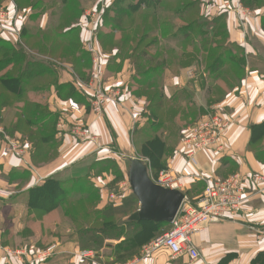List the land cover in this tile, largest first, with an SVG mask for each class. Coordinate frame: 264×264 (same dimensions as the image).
Wrapping results in <instances>:
<instances>
[{
	"label": "crops",
	"instance_id": "crops-1",
	"mask_svg": "<svg viewBox=\"0 0 264 264\" xmlns=\"http://www.w3.org/2000/svg\"><path fill=\"white\" fill-rule=\"evenodd\" d=\"M202 2L205 5L201 15L210 21L222 18L227 45L241 49L245 57L243 78L224 94L218 92L222 77H211L203 65L191 68L180 65L183 55L192 51L178 53L175 47L178 36H163V24L172 20L164 21L162 13L176 21L178 15L157 1L148 2L149 7L145 4L137 7L138 2L132 0H96L84 8L89 12L80 16L77 31L67 34L71 37L77 33L79 51L73 62L54 61L51 46L42 51L46 56L44 64L50 71L44 75L46 85L41 90L27 86L20 106L33 103L47 107L48 114L57 119L54 137L59 145L55 157L35 165L33 154L37 147L28 138L18 131L0 132V174L8 176L13 170L27 173L25 179L13 184L0 180V186L14 194L0 199V264H106L103 256L91 259L78 256L81 248L66 237L71 229L66 231L64 221L46 225L47 218L43 226L34 225L32 235H24L28 191L57 176L66 180L72 176L71 171L95 162L121 164L137 158L132 139L156 121L149 99L157 94L165 103H186L187 109L183 111L186 114L217 107L231 120L219 147L202 151L193 160L187 157L191 148L186 143L188 124H184L173 155L166 160V171L177 179L173 188L195 201L202 196L207 183L239 175L244 182L245 202L236 215L207 226L193 237L200 253L196 262L164 251L146 256L144 249L155 238L143 246L141 256L124 263L108 258L113 261L109 264H264V164L249 150L251 127L264 123V6L252 9L241 0ZM3 5L8 7V16L0 22V40L13 46L24 44L22 29L30 24L32 8L18 11L14 0ZM51 20L53 17L48 15L40 17L43 29ZM135 28L140 32L136 45L131 40L136 38ZM87 45L95 50L91 56L98 55L101 59L99 81L92 79L93 65ZM26 53L32 50L26 48ZM195 68L203 74V82L188 77L189 70ZM98 90L106 96L101 112L94 105ZM80 129L88 137L82 139L77 133ZM9 143L15 152L9 153ZM148 168L151 177L153 170L150 165ZM155 176L157 181L159 174ZM127 197L129 194L123 199ZM123 199L114 208L121 207ZM104 200L105 205H110L108 197ZM136 205L132 213L140 209L137 199L132 208ZM9 207L11 215L7 218L4 212Z\"/></svg>",
	"mask_w": 264,
	"mask_h": 264
},
{
	"label": "rangeland",
	"instance_id": "rangeland-1",
	"mask_svg": "<svg viewBox=\"0 0 264 264\" xmlns=\"http://www.w3.org/2000/svg\"><path fill=\"white\" fill-rule=\"evenodd\" d=\"M8 0H0V10H3L6 12V14L8 15V7L4 6L3 4L6 3ZM28 2V5L32 4L31 7L32 8V18L30 19V24L22 29V33H24V31L26 30L27 34L26 36H29V39L27 40V43L24 41V44H18L14 47L16 48H20L23 47L24 51H26V44L29 48L32 49V53H28L26 54L27 57H29V60L33 63V65L35 66H44L46 67V65L44 64L43 60H46V56L42 55V51L45 50L46 44L48 45H52L53 47H55L54 51H53V55L52 58L54 61L56 62H67V63H71L74 61L75 59V55H77L78 51H79V47L77 48V33L75 34V36L72 37H65V39L61 38L59 36V34L62 33H67L69 32V28L70 27H77L78 28V24H79V19L80 16H85L87 13L85 12V7L87 8L88 6L94 4V2L96 0H25ZM39 1V4L36 5V3ZM134 2H137L138 0H132ZM165 1V0H164ZM198 1V6L197 8L194 10L193 13H188L186 16L184 15L182 17V19H177V21L173 18L168 17L169 15L165 12V14L162 13L163 19L166 17V19L164 21H169L170 19L172 20V22L169 24L165 25L164 28V32H163V36H167V35H174L176 34V36H178V40H176L175 42V47L177 48L178 53L180 52H185V51H193V49H195V55L196 60L197 59H201L202 60V65L206 66V65H211L213 63L212 59H215L216 57H218V55L220 53L224 54V58L227 59L228 57H230V55H235V59L237 60V62L239 63L240 59H242V54L238 49H231L229 48L227 50V38L225 36L224 37H220L219 39H217L218 34L224 36L225 34V22L223 19H220V21H218L217 23H213L212 21H210L208 18L204 17L201 15L202 13V9H203V2L202 0H172V3L170 4V9H181L183 6L188 5L189 3L192 2H196ZM243 2V0H241ZM248 2V4H251V0H245ZM23 2V3H22ZM211 0H206V4L210 3ZM20 4L21 7L23 8V10L25 9V5L24 4V0H20ZM259 4H263L264 0H258ZM168 4V3H167ZM245 4V2H244ZM205 5V4H204ZM27 8V7H26ZM29 8V9H31ZM28 9V8H27ZM18 10V9H17ZM22 10V11H23ZM91 11V10H90ZM50 16L53 17V20H51L50 24H44L45 29H43V24H40V17L41 16ZM90 17H94V15L92 13L89 14ZM7 18V16H6ZM175 20V21H174ZM1 22V21H0ZM65 22V23H64ZM194 27L192 28L193 30V39H194V45L192 46L189 41L188 44L185 45L186 43L183 42L182 39V35H184V31L180 32V29H182L183 25H185L186 23L188 24H192L194 23ZM168 23V22H167ZM216 31V35L215 36H211V33H213V31ZM77 31V29H76ZM46 32V33H44ZM48 32V34H47ZM136 33V38L135 39H131L132 42L134 43V45L138 44V40L139 38V30H136V28L134 29V31ZM208 32V36H204L202 38H200V36L203 35V33L207 34ZM74 37L76 40H74ZM216 37V38H215ZM72 38V40L74 41V46L76 48H71V47H66V43L65 41H70V39ZM180 39V40H179ZM3 43H5L6 45H12L9 42L3 41ZM133 45V44H132ZM214 45H218L220 46V50L215 51L214 49ZM13 46V45H12ZM72 46V47H74ZM49 47V46H48ZM92 45H87V53L91 56L92 53L90 51V49L92 48ZM9 48V47H7ZM11 48V46H10ZM71 48V50H69ZM15 50V49H14ZM20 51V50H19ZM17 50H15L13 56H15L16 54L20 55L21 52H19ZM20 53V54H19ZM230 53V55H229ZM17 55V56H18ZM66 55H68V57H66ZM12 56V57H13ZM94 56H91V63L93 65V69L91 74L93 73L94 70ZM224 59V60H225ZM3 60V61H2ZM2 62L4 63V54H0V63L2 65ZM234 64L233 62H225V73L223 75L222 78V83L220 84V89H218V92L220 94H224L225 92H227L228 90H232L236 85H238L239 81L241 80V78H243L244 73L240 72L236 67L234 68ZM37 67V68H38ZM37 68H34L33 71L37 70ZM205 68V67H204ZM206 69V68H205ZM190 70H197L195 69H190ZM36 73V72H34ZM197 73H200L197 70ZM212 77V76H211ZM215 77V76H213ZM45 76H41L39 79L35 80L34 85L35 88L41 89V86H45L46 82H45ZM41 85V86H38ZM219 87V86H218ZM106 99V96H105ZM150 107L152 109V115L156 116V120L159 119V117H162L165 121V129H163V136L164 137H169L172 138L174 135H178L179 132L182 130L184 124H188L187 127H185V131H187L189 129L190 126L194 125L195 122L198 120V118L201 115H204L206 113H209L210 111L214 112V108H212V110L210 111H200L199 113L196 111L193 112H189L188 114H186V112L184 113L183 111L184 108H186V103H184L183 101H181L180 103L178 101H174L172 103H165L163 101V99L156 97V96H152L150 99ZM162 103L164 105H166V108L172 109L170 113L167 112H162L161 110L155 109L156 104ZM105 103V102H104ZM40 105L41 109L39 110L38 116H44L47 115L48 110L47 107ZM46 108V109H45ZM46 111H45V110ZM219 109V108H218ZM4 110L3 109L0 112V132L2 133L4 131V133H14L15 131V124L17 122V119L15 120V117L13 120H10L8 123L3 124L1 121V118L3 115H6L7 112L5 114H3ZM168 110V109H167ZM157 111V113H156ZM205 112V113H204ZM156 113V115L154 114ZM183 115H180V114ZM176 117V118H175ZM56 119L53 117L48 121V124H46V131L44 132L43 130L38 128V132H36L34 134L33 138H30L28 136H30V132H31V128H29L26 124V120L22 121V124L20 126V131L24 134L23 137L25 139H29V142L34 145L36 144L38 147H40V150L38 151V153L42 156H44V159H49V158H53L55 157L56 151L58 149V145L59 142L55 139V137L53 138V144H48V145H44L43 142H41V136H50V134H52V127L54 126V130H55V125H56ZM51 124V126H50ZM55 124V125H54ZM153 123H151L150 125H148L147 129H145V131H143V133L147 134L151 129L150 127L152 126ZM9 128L7 130L6 128ZM53 125V126H52ZM45 129V128H44ZM165 131V132H164ZM54 133V131H53ZM178 141V137L177 140L175 142H173L171 139L169 141V143L173 146L170 147L171 149H173ZM43 147V148H42ZM8 150V148H7ZM134 154L137 155L138 152L134 151ZM137 158L141 159L145 165H149L148 162V158L146 157H138ZM121 164H119L117 161H102V162H98V163H93L91 165H86V168H79V169H75L73 170V172L71 171V175L68 179L64 180L61 176H57L55 178H53L54 180L60 181V182H65L67 183L68 186H71L72 188H74L75 185H77L80 181L81 184L85 185L86 190L82 192V194L80 195H87L88 200L86 202L82 201H76V204L72 203V206H76L75 210H71V213H73L74 211L78 213V217L77 218H73L72 217V221L74 219H76V221H81L80 219L83 217L85 220L83 226L85 227H94L96 230H98L99 232L94 233L95 238L92 236H79L77 233V229L80 228V224L75 223L74 221L72 222L71 220H69L68 218L61 216L60 220L58 219L57 215H51L48 218V221L46 223L47 224H51L55 221H64L65 225H66V231L68 230V228L71 229L70 233H66V237L68 239H73L75 240L80 248L81 251L84 250H93L96 257L99 256H103L105 259V263L109 264L113 261L110 262L109 259L114 258L116 262L119 263H124L127 258L131 257V254L127 253H123V251H125V248H117L115 249V247L113 246H118L121 245V243H125L127 237L129 235H132V231L133 229L130 226H125L126 222L129 221V215L133 212V210H135V208H131L130 210H122L119 211L117 213L116 216H112L108 217V218H104L103 213H108V208L109 205H105V200L104 197L109 199V196L111 194H115V195H121L122 193V187H124L125 184H129V177H128V173H129V169H130V165H131V160L130 159H126L124 163L120 162ZM122 165L124 167H122ZM80 171V172H79ZM78 174H77V173ZM154 175H151V177L153 178V180H155L154 178L156 177V173L153 171ZM155 176V177H154ZM0 180L7 182V176L0 174ZM156 182V181H155ZM0 189H2L3 191L8 192L9 194H12V196L14 195L12 193V191L10 190H6L3 187L0 186ZM133 193L130 191L129 195H132ZM80 197V196H79ZM78 197V199H79ZM86 198V197H85ZM7 199V198H5ZM110 201V200H109ZM81 202V203H80ZM79 203V204H78ZM110 203V202H109ZM1 208V207H0ZM11 212V208H7V210H5V214L8 216H10ZM62 212V210H61ZM88 213V214H87ZM88 216V217H87ZM91 222L90 224H87ZM38 224V223H37ZM107 230V232L102 233L100 230ZM169 227H165L163 228L159 233L158 236L164 235L167 231H168ZM128 230V232H127ZM126 232V233H125ZM122 233L128 235L125 238H122ZM97 237V238H96ZM94 239H97V244H94L92 241ZM122 239V240H121ZM114 243H117L116 245H114ZM79 256V255H78Z\"/></svg>",
	"mask_w": 264,
	"mask_h": 264
},
{
	"label": "trees",
	"instance_id": "trees-1",
	"mask_svg": "<svg viewBox=\"0 0 264 264\" xmlns=\"http://www.w3.org/2000/svg\"><path fill=\"white\" fill-rule=\"evenodd\" d=\"M14 1L17 5L18 11H22L23 8L21 7L20 4H22L23 2L20 3V0H14ZM39 1L36 3V5L39 4ZM153 1L162 3L163 5H165V8L170 7L169 4L172 3V0H165V1L164 0H138L137 1L138 4L136 6L139 7L140 5L145 4L146 7H149L150 4L148 2H153ZM197 2L198 1L189 3L188 5L183 6L179 10L178 9H171V10L177 13L178 19H182L184 15L186 16L188 13L194 12V10L198 6ZM24 4H27L25 5V9L29 7H33L31 6L32 4L28 5V2L25 0H24ZM243 4L252 9L256 7L264 6V3L259 4L258 0H251V4L250 3L248 4L247 1L243 0ZM220 19L222 18L215 19L212 22L217 23L218 21H220ZM195 23L196 22L192 23L191 25L186 23L185 25H183L182 29H180V32H183V31L185 32L184 35H182L183 42L188 44V41H189V43L192 46L194 45V39H193L194 33H193L192 28L194 27ZM166 24L167 23H164L162 26L163 31H164ZM262 29L264 31V17L262 19ZM216 31L217 30L211 33L212 37L217 34ZM69 32H72V33L76 32V28L70 27ZM69 32L59 34V36L65 39V37L67 36ZM23 34L25 36L27 35L26 30L24 31ZM24 35L22 37L23 40H24ZM208 35H209L208 32L207 34L203 33V35L200 36V38L204 36L206 37ZM72 36H75V35H72ZM216 36H217V39H219L220 37L225 38V36L227 38L226 29H225L224 36L220 34ZM27 40L28 39L25 37L26 43H27ZM74 40H76L75 37H74ZM65 42H67L65 45L66 47H71L72 49L76 48L74 46V41L72 40V38L70 39V41H65ZM10 46L6 45L5 43L2 42V40H0V54L2 55L4 54V63L2 62V65L0 63V69H1L0 71V112L3 109H6L7 111V114L2 116L1 121L3 124H6L10 120H13L15 117V120L17 119V122L15 124L14 131L15 132L18 131L21 134H23L20 131V126L22 124V121L26 120L27 126L31 128L30 136H28L30 139L34 137V134L36 132H38V128L45 132L46 124H48V121L54 116L47 113V115L36 117L38 116L39 110L41 109L42 106L40 107V105L33 104V103H26L23 106H20V102L25 94V91H24L25 88L27 86H33V88L36 89L34 85L35 83L34 81L39 79L41 76L48 74V72L50 71L47 66L44 67V66L39 65L38 67V66L33 65V63L29 60V57H27L26 55L28 53L24 51L23 47L16 48L12 45ZM25 46L26 48H29L27 44ZM48 46L53 47L52 45L46 44L45 49L48 48ZM53 48L55 49V47ZM71 48L69 50H71ZM77 48H78V43H77ZM229 48L235 49L227 45V50ZM14 49L17 51L20 50L19 52H21V54L19 53L20 55L16 54L15 56H13L15 52ZM29 49L32 50L31 48ZM214 49L215 51H217V50H220L221 48L218 45H214ZM236 49H238L242 54V59H240L239 63L235 59V55L233 54L230 55L229 53L230 57L225 59L224 54L220 53L218 57H216L215 59H212L213 63L211 65H206V66L204 65L206 70L211 73V76L216 75V77L223 78V75L227 67V66L225 67V62L227 61L235 63L234 68L236 67L240 72L244 73L243 68H244L245 57L241 49L239 48H236ZM66 57H68V55H66ZM196 57L197 56L195 55V49H193L192 53L183 55V57L180 59V65L183 68H188V67L191 68L192 66L202 65V60L201 59L196 60ZM34 68H37V70L33 71ZM198 74L199 76H197L194 80L203 82L205 80L203 79L204 78L203 74H201V72ZM38 86H41V85H38ZM38 90H41V89H38ZM38 90H35V91H38ZM156 97H159V95L157 94ZM165 106L166 105L160 102L159 104H156L155 109H157V111L161 110L162 112H167V113L172 112L171 111L172 109L169 110V108H166ZM156 113L154 114L156 115ZM164 121L165 120L161 117L160 119L156 120L152 124V126L150 127L151 130L147 134L145 133L136 134L133 136V139H132L133 145L136 151L138 152L137 156L148 158L149 165L156 174H159L161 171L166 170V160L167 158L173 155V149L170 148L173 146L169 143V141L171 139L173 142H175L178 137V135H174L172 138H169V137L166 138L163 136L162 132H163V129H165ZM56 124H57V121H56ZM6 128L7 130L9 129L7 125H6ZM55 128H56V125H55ZM53 131L55 133L54 126L52 127V134H50V136L49 135L41 136V142H43L44 144L52 145L53 138H54ZM250 131H251V139L249 143V150L254 154V156L259 162L264 164V123L260 125H253ZM33 146L37 147L35 153L33 154V162L35 165H39L43 162H46L52 159V158L44 159V156L38 153L40 147H38L36 144H34ZM26 176H27V173L16 172L13 170L7 176V180H8L7 182L9 184H13L15 181H20V180L25 179ZM85 190H86L85 185L81 184L80 181L77 185L74 186V188H72L71 186H68L67 183L60 182L54 179H49L42 186L35 187L29 190L28 197H27L28 212L25 218L26 228L24 231V235L26 236L32 235L34 233V230H33L34 225H36L37 223H41V226H43V224L45 223V220L54 213L57 215L59 220L61 216H64L68 218L69 220H71L72 217L77 218L78 213L75 212L76 206L75 205L72 206V203L76 204L77 200L82 201V203L86 202L88 200L87 195H80ZM122 201H123V204L119 208H114V205L116 203H109L110 205H109V208L107 209L108 213H103L104 218L105 219L108 217L112 218V216H116L119 211L130 210L132 208L133 203L136 201V197L132 194V195H129V197H127L126 199H123ZM71 210H75V211L71 213ZM59 211H60V214H58ZM132 214L134 213H131L129 215V218ZM80 220L81 221H78V222L76 221V219L73 220L75 223L80 224V228L77 229L78 235L85 236V237L90 235L92 236V239L93 237L95 238L94 233L99 232V231L91 226L90 227L83 226L86 220L83 217ZM58 223L59 221L58 222L55 221L51 224L55 225ZM90 223L91 222L87 224H90ZM127 225L133 229L132 235L128 236L122 233V238H125L126 236H128L125 243H121V245L115 246V249L125 248V251H123V253L131 254V257L127 258L126 261L133 260L134 258L141 256V251L143 249V246L151 242V240H154L155 238L159 237L158 233L163 228L167 226L169 227V225H166V224H159V223H153V222L136 223V222H131L130 220L126 222L125 226ZM100 231L102 233L107 232V230L105 229L104 230L102 229ZM92 239L91 241L94 244H97V239H94V240Z\"/></svg>",
	"mask_w": 264,
	"mask_h": 264
},
{
	"label": "built area",
	"instance_id": "built-area-1",
	"mask_svg": "<svg viewBox=\"0 0 264 264\" xmlns=\"http://www.w3.org/2000/svg\"><path fill=\"white\" fill-rule=\"evenodd\" d=\"M6 16H8L6 12L0 10V21L5 20ZM90 51L95 53L93 47ZM94 64L92 79L99 81L102 74V62L98 55L94 56ZM197 76H199L197 70H189L188 77L190 79L194 80ZM95 98L94 105L101 112L105 95L101 90H98ZM213 110L214 112L210 111L201 115L195 124L186 131V143L191 148L187 157L191 160L202 151L217 149L221 139L231 126V120L222 110L217 107ZM77 133L82 139L88 137V133L81 129ZM8 151L13 153L16 149L9 143ZM155 183L172 189L177 184V179L168 171L163 170L159 173ZM243 185V179L239 175H233L225 181L207 183L202 196L195 201L185 195V200L168 231L150 243L144 249V254L150 257L164 251L173 257H187L190 262L198 261L200 253L193 243V237L201 233L207 226L221 223L237 214L245 202ZM130 191V184H125L122 187L121 195L111 194L109 200L111 203H116ZM11 196L12 194L0 189V199ZM79 256L83 259H91L96 255L93 250H84L79 252Z\"/></svg>",
	"mask_w": 264,
	"mask_h": 264
},
{
	"label": "water",
	"instance_id": "water-1",
	"mask_svg": "<svg viewBox=\"0 0 264 264\" xmlns=\"http://www.w3.org/2000/svg\"><path fill=\"white\" fill-rule=\"evenodd\" d=\"M128 177L131 191L140 203V209L129 220L170 225L185 200V194L155 183L148 166L139 158L131 159Z\"/></svg>",
	"mask_w": 264,
	"mask_h": 264
}]
</instances>
